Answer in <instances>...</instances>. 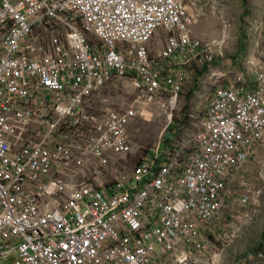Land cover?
Here are the masks:
<instances>
[{
  "label": "built area",
  "instance_id": "1",
  "mask_svg": "<svg viewBox=\"0 0 264 264\" xmlns=\"http://www.w3.org/2000/svg\"><path fill=\"white\" fill-rule=\"evenodd\" d=\"M201 14L185 0H0V264H188L231 227L235 175L264 154V49L184 141L129 162L146 107L170 111L167 129L185 67L214 62L218 41L192 31ZM115 81L134 104L99 111Z\"/></svg>",
  "mask_w": 264,
  "mask_h": 264
},
{
  "label": "rangeland",
  "instance_id": "2",
  "mask_svg": "<svg viewBox=\"0 0 264 264\" xmlns=\"http://www.w3.org/2000/svg\"><path fill=\"white\" fill-rule=\"evenodd\" d=\"M187 4L192 9H201L195 25L205 26L212 37L210 42L218 41L214 45V62L204 68L185 67L189 80L180 95L179 106L172 112L173 126L166 129L170 111L158 106L146 107L144 118L130 127L135 149L134 155L129 157L131 164L142 160L148 151L151 153L158 146L164 151L169 144L170 148H175L184 141L196 130L198 119L204 115L202 110L205 111L215 92L238 81L239 76L248 72L250 56L264 49V0H191ZM157 40H160L157 46L162 47L165 33L160 31ZM136 97L137 93L126 81H115L104 92L107 102L98 110L105 106L134 104ZM165 129L166 140L164 136L161 138ZM228 196L222 214L231 227L208 232L203 255H198L194 261L189 258L188 264H264V154L238 171ZM242 197H248L250 205L244 207L240 203ZM250 211H254V217L245 222L243 215Z\"/></svg>",
  "mask_w": 264,
  "mask_h": 264
},
{
  "label": "crops",
  "instance_id": "3",
  "mask_svg": "<svg viewBox=\"0 0 264 264\" xmlns=\"http://www.w3.org/2000/svg\"><path fill=\"white\" fill-rule=\"evenodd\" d=\"M185 1H187L188 3L191 2V0H185ZM192 31H193V34H194L195 37L201 39L204 42H208V41L212 40L211 39L212 37L207 33V30L205 29L204 25H199V26L195 25L193 27ZM227 198H229V196H227Z\"/></svg>",
  "mask_w": 264,
  "mask_h": 264
},
{
  "label": "trees",
  "instance_id": "4",
  "mask_svg": "<svg viewBox=\"0 0 264 264\" xmlns=\"http://www.w3.org/2000/svg\"><path fill=\"white\" fill-rule=\"evenodd\" d=\"M174 124H175V120L172 121V123H171L170 126H173ZM170 126H169V127H170ZM166 133H167V131H165L164 139H165V135H166ZM165 140H166V139H165ZM169 143H170V142H169ZM170 145H171V144H169L168 147H166V149H168ZM166 149H165V150H166ZM165 150H164V151H165ZM162 153H163V152H162ZM149 154H150V152L148 151V154L146 155V157L149 156Z\"/></svg>",
  "mask_w": 264,
  "mask_h": 264
}]
</instances>
